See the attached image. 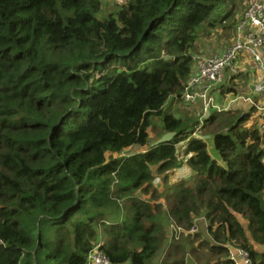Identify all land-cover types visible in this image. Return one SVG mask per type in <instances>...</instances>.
<instances>
[{"label": "trees", "instance_id": "1", "mask_svg": "<svg viewBox=\"0 0 264 264\" xmlns=\"http://www.w3.org/2000/svg\"><path fill=\"white\" fill-rule=\"evenodd\" d=\"M224 1L123 0L105 14L102 0H0V264H89L99 246L109 264H187L175 228L196 226L217 264H232L229 244L264 264L258 109L196 117L182 100ZM172 98L192 118L167 114ZM154 118L170 142H152ZM211 126L217 158L196 136Z\"/></svg>", "mask_w": 264, "mask_h": 264}, {"label": "built area", "instance_id": "2", "mask_svg": "<svg viewBox=\"0 0 264 264\" xmlns=\"http://www.w3.org/2000/svg\"><path fill=\"white\" fill-rule=\"evenodd\" d=\"M197 59L182 96L186 105L201 109L205 115L211 110H229V105L218 107L214 90L225 83V86H229L232 78L245 73L254 81L249 90L262 98L252 106L258 109V115L264 122V0H244L242 14L233 27L230 45L217 55ZM238 101H242V98L233 102ZM243 102L251 100L248 98ZM227 247L232 264H254L250 254L237 244H229ZM89 264H109L100 246L91 253Z\"/></svg>", "mask_w": 264, "mask_h": 264}, {"label": "rangeland", "instance_id": "3", "mask_svg": "<svg viewBox=\"0 0 264 264\" xmlns=\"http://www.w3.org/2000/svg\"><path fill=\"white\" fill-rule=\"evenodd\" d=\"M105 4V14L111 13L112 10L115 9L116 5H123V0H102ZM244 8V0H225L222 4H220L217 8H215L211 14V17L209 18V21L203 26V29L200 31L199 38L197 39L196 49L194 50L193 54H195V57L203 58L208 56H214L219 54L221 51H223L227 46L231 43L232 38V32L233 30L224 29V27H229V25L234 24L238 17L242 14ZM241 13V14H240ZM229 14H232L229 18H225L226 16H229ZM225 19V20H224ZM211 24V25H208ZM198 61V59H197ZM197 63V62H196ZM247 75V74H245ZM239 79H237L235 86V89L244 90L243 93H239L238 95H227L228 97L224 102L220 103L217 102L218 107H225L230 105L231 110H240L242 113H248V110L250 109L249 106L254 105L257 103V98H255L253 93L249 90L250 84L254 83L252 82V78L249 80L248 76L242 77L237 76ZM228 79V76L226 77ZM233 85V83H232ZM230 85V86H232ZM234 86V85H233ZM257 97V96H256ZM242 98V101L239 103L233 102L234 99ZM250 99L251 102H243L245 99ZM262 98H259V101ZM165 110L167 111V114L174 115V117L181 119V120H187L188 118H192L194 115L193 113L197 110H188V107H185L178 99L172 98L169 103L167 104ZM211 110L210 112H212ZM202 113L201 109H199L198 112H195V116ZM166 113V112H165ZM203 112V116H204ZM196 116V117H197ZM249 126H252L254 124L253 118L248 123ZM163 128V118H154L152 120V127L150 130L152 142L159 141L162 132L160 129ZM213 127L203 128L200 133H197V137H201L202 139H206L205 142L208 145V151L209 153L216 150L214 148L213 144V137L209 138L210 133L212 132ZM185 144H180L177 146L178 151L180 155H183ZM140 150L138 148L129 150V152H139ZM213 156V155H212ZM186 170H183L179 172V175H182L185 173ZM174 227V226H173ZM176 230V237H179L181 240L182 234L185 235L186 241H187V251L190 253L187 257V264H217L218 258H213L214 253H211L207 247L200 246L202 244L201 241L207 240L208 236L200 231L199 227L196 226L195 229H192L190 232H184L180 228H175ZM171 232L173 233L172 227ZM179 234V235H178ZM185 238L183 239L182 243H184ZM181 243V242H180ZM183 245V244H182ZM203 245V244H202ZM198 247V248H197ZM213 254V255H212ZM216 257V256H214ZM180 258V255H179ZM166 259V255H163L159 258V264L161 262H164Z\"/></svg>", "mask_w": 264, "mask_h": 264}, {"label": "water", "instance_id": "4", "mask_svg": "<svg viewBox=\"0 0 264 264\" xmlns=\"http://www.w3.org/2000/svg\"><path fill=\"white\" fill-rule=\"evenodd\" d=\"M175 135L174 134H168V135H165L158 143H157V145H160V144H163V143H166V142H170L172 139H173V137H174Z\"/></svg>", "mask_w": 264, "mask_h": 264}, {"label": "crops", "instance_id": "5", "mask_svg": "<svg viewBox=\"0 0 264 264\" xmlns=\"http://www.w3.org/2000/svg\"><path fill=\"white\" fill-rule=\"evenodd\" d=\"M240 14H241V13H240ZM241 76H242V77H244V76H248V78L250 77L249 80L252 78L249 74L245 75V73H244V74H241ZM229 80H230V78H229ZM230 81H231V80H230ZM230 81H229V82H230ZM236 81H237V80H236ZM252 82H253V79H252ZM252 84H254V83H252ZM251 86H252V85L250 84L249 87H251ZM243 92H244V90L242 89V90H241V93H243ZM253 95H254V94H253ZM233 101H235V99H234ZM239 102H240V101H238L237 103H239ZM229 106H230V105H229ZM249 108H250V106H249ZM229 110H231V106H230V109H229ZM209 138H210V136H209ZM205 140H206V139H205ZM212 155H213V157L217 158V157H216L217 155H216L214 152H212ZM178 235H179V234H178ZM179 237H180V236H179ZM179 237H177V239H179Z\"/></svg>", "mask_w": 264, "mask_h": 264}]
</instances>
